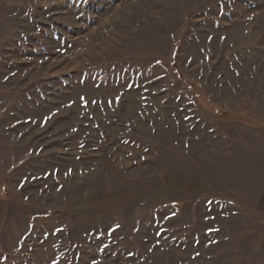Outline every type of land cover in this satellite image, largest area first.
<instances>
[{"label": "rangeland", "instance_id": "374dc122", "mask_svg": "<svg viewBox=\"0 0 264 264\" xmlns=\"http://www.w3.org/2000/svg\"><path fill=\"white\" fill-rule=\"evenodd\" d=\"M0 264H264V0H0Z\"/></svg>", "mask_w": 264, "mask_h": 264}]
</instances>
